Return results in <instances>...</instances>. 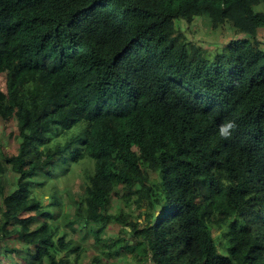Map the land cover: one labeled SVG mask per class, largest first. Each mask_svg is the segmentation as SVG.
Returning <instances> with one entry per match:
<instances>
[{
	"label": "trees",
	"instance_id": "trees-1",
	"mask_svg": "<svg viewBox=\"0 0 264 264\" xmlns=\"http://www.w3.org/2000/svg\"><path fill=\"white\" fill-rule=\"evenodd\" d=\"M263 32L264 0H0V116L18 127L0 264H87L90 241L88 264H264Z\"/></svg>",
	"mask_w": 264,
	"mask_h": 264
},
{
	"label": "rangeland",
	"instance_id": "rangeland-1",
	"mask_svg": "<svg viewBox=\"0 0 264 264\" xmlns=\"http://www.w3.org/2000/svg\"><path fill=\"white\" fill-rule=\"evenodd\" d=\"M206 32L207 31H205L204 29L201 28L195 32H190L188 34L190 37H193L197 41L198 44H201L203 46H205L207 44L213 48H215L217 46L220 47L219 46L220 42H218L219 38L209 36ZM231 36H232V31L231 30L227 31L226 32L227 39L225 42H228L231 39ZM261 37L264 40V32L262 33ZM0 88L3 90L7 89L6 88V77L3 75L0 76ZM17 129H18V127H17L16 120H12V119L5 120L0 116V149L7 155H14L17 153V146H16L14 140L11 138L12 132H15ZM81 170H82V168L79 167L78 170L72 174L64 175V176L60 175L58 177L59 180H57L59 182L60 188L65 189V191L72 189L76 185L77 178H78L79 174L81 173ZM6 178L9 179L10 185H12L10 188H13L14 185L16 184V178L17 177H16L15 173L12 171V169L9 167L7 168V172L5 173V179ZM51 189H52L51 184H48L46 190L41 195L45 200H48L49 194L51 193ZM35 191H37L36 188H35ZM63 193L64 192H61V196H62L61 198H62L63 204L70 206L71 202H68L66 194H63ZM20 194H22V195H20ZM26 194L28 195L29 192L28 193H19V195L16 196V199L11 202L12 205L16 207V206H19L20 204H23V201L25 200ZM45 194H47V195H45ZM114 200H115V202L118 201V199L116 197H114ZM116 230L117 229L115 227L111 226L107 229V234L109 235L110 233H113ZM222 233L223 232L221 230H218V229L214 230V235H215L218 243L220 244L219 247L223 250L224 249V247H223L224 239H223ZM7 243L11 247H13V246L14 247H16V246L20 247L21 246V240L19 238H17L15 235H13L11 238H9ZM85 244H86V242H85ZM86 246H88V251L85 255L84 262L88 264L91 260V256L94 254H97V253L100 254V250L93 245L92 241L87 243ZM224 252H226V251H224ZM16 255L18 256L17 253H16ZM17 259H19V257H17ZM104 259H105V261H107L106 257H104ZM1 263L2 264H10V262L7 259H2Z\"/></svg>",
	"mask_w": 264,
	"mask_h": 264
},
{
	"label": "clouds",
	"instance_id": "clouds-1",
	"mask_svg": "<svg viewBox=\"0 0 264 264\" xmlns=\"http://www.w3.org/2000/svg\"><path fill=\"white\" fill-rule=\"evenodd\" d=\"M236 127H237V125H236L234 120L226 121V122L219 125L218 134L221 137H223L224 139H230L232 134H233V130Z\"/></svg>",
	"mask_w": 264,
	"mask_h": 264
}]
</instances>
